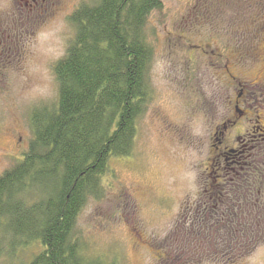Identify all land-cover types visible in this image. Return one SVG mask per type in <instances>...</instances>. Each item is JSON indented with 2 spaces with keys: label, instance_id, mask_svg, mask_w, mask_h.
I'll list each match as a JSON object with an SVG mask.
<instances>
[{
  "label": "rangeland",
  "instance_id": "374dc122",
  "mask_svg": "<svg viewBox=\"0 0 264 264\" xmlns=\"http://www.w3.org/2000/svg\"><path fill=\"white\" fill-rule=\"evenodd\" d=\"M83 1H34V8L30 0H0V174L28 148L32 110L57 103L54 66L75 34L70 14ZM162 2L148 25L153 96L135 148L111 159L105 196L89 201L78 229L89 253L115 264H264V221L249 229L246 242L233 241L240 247L233 262L220 255L233 245V232H247L260 203L239 198L236 230L212 223L219 214L208 208L220 202L211 186L223 158L214 144L237 90L264 92V43L251 46L243 31L264 0ZM245 101L249 116L228 131L234 136L264 127V97ZM30 251H18L12 262L3 255L0 264H23Z\"/></svg>",
  "mask_w": 264,
  "mask_h": 264
},
{
  "label": "trees",
  "instance_id": "16d2710c",
  "mask_svg": "<svg viewBox=\"0 0 264 264\" xmlns=\"http://www.w3.org/2000/svg\"><path fill=\"white\" fill-rule=\"evenodd\" d=\"M162 8V0H84L70 14L75 34L54 66L57 103L32 110L30 144L0 174V257L12 262L18 251L31 249L23 264L116 263L89 253L78 221L91 199L105 196L111 159L128 157L135 148L138 121L153 96L148 25ZM217 175L212 184L227 196L208 206L219 214L212 223L239 229V198L260 203L243 226L247 232L231 234L232 244L240 237L246 242L249 229L264 221V164ZM233 245L220 253L228 262L240 249Z\"/></svg>",
  "mask_w": 264,
  "mask_h": 264
},
{
  "label": "flooded vegetation",
  "instance_id": "af4514ba",
  "mask_svg": "<svg viewBox=\"0 0 264 264\" xmlns=\"http://www.w3.org/2000/svg\"><path fill=\"white\" fill-rule=\"evenodd\" d=\"M30 1L35 8V2L44 1V3H47L50 0ZM262 4L263 2L257 4L255 15L249 18L248 23L245 25L247 27L243 29L244 35L251 43V46L259 45L261 40L263 41L262 44L264 43V7H261ZM260 7L262 9H260ZM245 31H247L246 34ZM241 86V88L237 90L233 112L224 123V131L221 137H219L218 141L214 144L218 158H223L221 162L223 166L216 167L215 171L228 169V174L230 175L237 174L240 169L264 164V161H262L264 159V127L261 128L260 126H256L253 130L248 129L235 136L228 132L229 130L237 129L242 124L243 119L249 116L251 104L245 101L246 97L251 101H257V103L260 98L264 97L262 88V92L259 96L258 87L251 88L249 86L251 89H249V93L246 92V86ZM262 107L264 108V103ZM217 176L219 175H217L216 172L215 180L218 179ZM212 187L215 192L214 194L217 195L219 200L227 196L225 194L219 195L218 192H216V188L213 185Z\"/></svg>",
  "mask_w": 264,
  "mask_h": 264
}]
</instances>
